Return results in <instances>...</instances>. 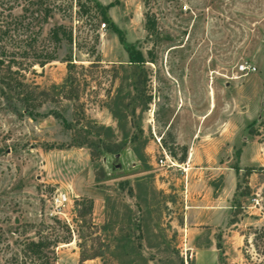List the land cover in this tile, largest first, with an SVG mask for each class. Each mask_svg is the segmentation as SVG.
<instances>
[{
    "label": "rangeland",
    "instance_id": "rangeland-1",
    "mask_svg": "<svg viewBox=\"0 0 264 264\" xmlns=\"http://www.w3.org/2000/svg\"><path fill=\"white\" fill-rule=\"evenodd\" d=\"M110 1L0 0V264H264V0Z\"/></svg>",
    "mask_w": 264,
    "mask_h": 264
},
{
    "label": "trees",
    "instance_id": "trees-1",
    "mask_svg": "<svg viewBox=\"0 0 264 264\" xmlns=\"http://www.w3.org/2000/svg\"><path fill=\"white\" fill-rule=\"evenodd\" d=\"M116 0L110 1L106 4H99L98 2H93V5L97 9L98 14L102 19H106L105 12L106 10L115 3ZM84 10V9H83ZM85 11V10H84ZM151 23L148 20H145V29H149L151 27ZM52 34L55 36V30H53ZM118 41L122 42L123 39L118 35ZM124 50L127 54L128 61L135 64H142L145 60L137 49H135L132 45H125ZM264 113V109H263ZM249 134H255V130L252 128L248 129ZM239 150H236L238 153ZM253 171L252 167H244L243 168V176H247L250 172ZM236 183V187H237ZM248 186L245 184L243 186V191L239 192V195L248 194ZM47 237H41L36 240L32 239H24L20 242L19 247L17 248V253L20 255L21 260L15 259V262H19L18 264H54V258L52 256L53 250L52 247L55 245L54 242H51ZM218 247V246H217ZM86 257H80V260H84Z\"/></svg>",
    "mask_w": 264,
    "mask_h": 264
},
{
    "label": "crops",
    "instance_id": "crops-1",
    "mask_svg": "<svg viewBox=\"0 0 264 264\" xmlns=\"http://www.w3.org/2000/svg\"><path fill=\"white\" fill-rule=\"evenodd\" d=\"M191 157V154H190ZM183 171H187V169L185 168ZM147 187V186H146ZM144 191L148 190L147 188H142ZM186 190H187V182H186ZM135 189L132 187V192L134 193ZM194 204L196 209L195 210H186L185 211V218L184 221L185 223L189 222L190 224H195L197 227H189L188 228V232L192 231L191 233L195 234L198 233V192H197V196L194 199ZM209 207H211L209 210L212 212V214H210L209 220L207 222H205V224H212V225H219L221 224V219L219 217L220 213L221 214H226L225 210H217V208H213L214 206L212 204L209 205ZM216 209V210H215ZM214 211V213H213ZM217 211V212H215ZM186 229H182V231L185 233ZM198 238V237H197ZM211 238V237H210ZM197 248V252H195L194 254V264H198V247ZM201 249L205 252V257L206 259H208L211 263L213 261L216 260V251L214 248V243L212 242V239H210V241L208 242V244L205 246H202Z\"/></svg>",
    "mask_w": 264,
    "mask_h": 264
},
{
    "label": "built area",
    "instance_id": "built-area-1",
    "mask_svg": "<svg viewBox=\"0 0 264 264\" xmlns=\"http://www.w3.org/2000/svg\"><path fill=\"white\" fill-rule=\"evenodd\" d=\"M237 70L241 73V75H245L249 72L254 71L255 67L250 63H248L247 61H241L237 65ZM165 161H166V156L163 154V156L158 159V164L163 165ZM50 200L53 206L58 209L64 206L67 198L64 192H59L55 194L53 197H51Z\"/></svg>",
    "mask_w": 264,
    "mask_h": 264
},
{
    "label": "water",
    "instance_id": "water-1",
    "mask_svg": "<svg viewBox=\"0 0 264 264\" xmlns=\"http://www.w3.org/2000/svg\"><path fill=\"white\" fill-rule=\"evenodd\" d=\"M264 36V35H263Z\"/></svg>",
    "mask_w": 264,
    "mask_h": 264
}]
</instances>
